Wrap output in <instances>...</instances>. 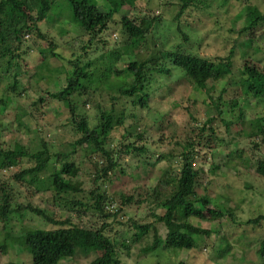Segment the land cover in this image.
<instances>
[{
	"label": "trees",
	"instance_id": "1",
	"mask_svg": "<svg viewBox=\"0 0 264 264\" xmlns=\"http://www.w3.org/2000/svg\"><path fill=\"white\" fill-rule=\"evenodd\" d=\"M137 1L120 0L118 3L116 0H104L101 7L96 0H63L59 4L54 0H0V82L8 78L10 80L4 89L3 98H0L1 108L9 107V96L25 95L27 89L20 76L25 75L27 71L22 61L25 56L30 59L29 53L36 50L42 60L34 75L36 82L46 80L50 85L42 94L65 106L69 115L67 125L75 134V138L69 142H58V150L42 137L39 140V148L16 143L10 149H3L1 132L4 129L0 121V176L4 175L2 172H7L10 174L5 176H12L13 179L11 184L0 181V231L8 228L9 221L21 224L24 213L28 212L43 219L48 226L45 229L32 227L27 232L19 231L20 243L29 254L31 264H59L60 261L74 258L77 254L91 253L96 254V258L89 264H123L121 256L131 257L133 244L141 243L144 239L145 244L140 251L145 256L162 251H167L168 254L192 249L199 251L200 239H210L212 233L219 234L225 224L235 221L232 212L225 210L216 198H211L208 194L196 195L199 171L193 166L192 149L195 144L189 137L182 148V161L176 178L172 175L169 179L161 177L153 185H145L144 190L137 195L142 204L140 208L149 213L152 222L139 223L129 217L125 222L128 227L120 233L112 231L109 226L108 219L115 218L119 209L109 213L112 206L108 208V204H113V199L109 198V202L102 185L116 168L122 166V174H127L128 171L125 164L120 166L116 153L107 148V141L114 131L125 127L127 121H139L137 109L150 111L149 101L156 91L152 90L153 86L157 80L171 76L174 69L190 79L196 88L204 89L208 83L213 85L222 82L226 84L225 81L232 82L236 93L233 97L224 99L227 89L222 88L215 104L218 115L223 117L226 111L233 114L238 112L235 124L240 127L241 136L250 139L253 148L258 145L255 142L257 139L264 142V65L253 55L259 46L254 48L250 56L238 59L239 65L236 68L232 61L236 58L234 53L238 54L234 38L223 57L214 60L194 56L192 52L185 50L183 45L188 44L189 38L183 31H180L183 44L177 43L164 48L153 40V23H134L126 16L115 18L123 6L135 5ZM194 1L180 0V8L173 20L178 22L183 11ZM59 5L64 6L56 9L57 15L65 14L67 20L72 18L74 25L80 28L81 34L87 37V42L82 47L78 48L76 43L73 44L76 49H72L70 59L64 58L69 66L66 71L62 65L57 68L49 65L48 59L61 58L55 52L58 47L56 41L49 40L48 35L42 31L43 24L48 23L51 10ZM247 7V25L240 32L255 31L256 34L264 24V15L252 6ZM63 24L65 23H60V30L63 29ZM177 29L180 30L178 25ZM111 31L117 32L119 36L113 46H109L107 38ZM59 33L64 35L66 31ZM25 34L33 38V44L24 39ZM36 41L39 46L34 47ZM41 42L45 43V47ZM87 49L91 50L85 52ZM54 75L64 76L62 86L52 80ZM44 98L42 95L37 96L33 105L41 104ZM252 104L259 110L245 120L244 113L251 111ZM16 116L17 126H23L20 116ZM159 116L162 114L159 113ZM211 121L212 119H208L200 128L198 138L206 131L213 132L212 127L208 126ZM221 121L226 127L232 123L228 119ZM130 131L126 130L129 134ZM39 132L41 133V129ZM78 148L87 151L86 156L90 160L99 156L101 161L99 170L93 167V191L86 196L81 193L80 184L73 181L79 174V165L74 162ZM124 148L128 151L132 148L131 150L137 153L133 164L130 163L131 171L135 170L136 165L143 163L141 159L147 151L143 146L128 145ZM256 150H259L258 147ZM233 153L231 151L229 156ZM160 155V159L155 160L153 164L147 161L145 166L150 168L160 162L164 158L162 153ZM235 156L242 166V170L237 172L239 176L253 169L255 177L264 181V151L248 156L241 149ZM18 164H21L22 168L17 173L13 172V167ZM44 171L47 175L41 176ZM38 175L41 178L38 179ZM28 177L31 178L29 184L40 183V187L35 185L36 188L40 192L50 194L48 199L54 203V213L33 206L30 202L22 204L17 201L18 190L15 186L28 181ZM245 187L252 190L248 184ZM78 193L85 200L75 197ZM132 196L122 197L123 204L130 205L133 202ZM260 199L264 201V196ZM208 205H213L214 208L208 209L204 214V208ZM61 212H65V218L57 215ZM72 213L76 214L75 220H72ZM95 214L106 219V222L97 227L91 219L88 221L84 216L87 215L88 218ZM191 219L218 220L220 230L195 227ZM262 222L264 211L256 218L246 221L248 225L256 226ZM156 225H162V233L157 231ZM6 233L8 239L11 231ZM8 246V240L0 242V253L4 255ZM210 247L215 257L221 261H224L231 250V244L226 237ZM17 250L21 248L18 247ZM257 253L264 259V239L260 242ZM242 260L240 257L237 264H242Z\"/></svg>",
	"mask_w": 264,
	"mask_h": 264
},
{
	"label": "rangeland",
	"instance_id": "2",
	"mask_svg": "<svg viewBox=\"0 0 264 264\" xmlns=\"http://www.w3.org/2000/svg\"><path fill=\"white\" fill-rule=\"evenodd\" d=\"M54 1L59 4L63 0ZM105 1L108 2V0ZM116 1L120 2V0ZM96 2L101 7L104 4V0H96ZM248 5L264 15V0H195L183 11L176 22L173 19L180 8V0H138L135 5L123 6L115 18L126 16L134 23H153L151 28L153 40L164 48H169L177 43L183 44L180 34V31H183L189 38L188 44L183 45L184 49L192 52L194 56L207 60L222 58L234 38L238 50V54L234 53L236 58L232 60L235 68L239 65L238 59L250 56L254 48L258 46V51L253 55L260 59L261 64L264 65V24L256 34L255 31L240 32L247 25L246 9ZM63 6L59 5L51 10L47 19L48 23L43 24L42 31L48 35L49 40L56 41L58 47L55 52L61 58L58 59L59 61L48 59L49 65L52 68L62 65L66 71L69 66L65 63L64 58L70 59L72 49H76L73 44L76 43L80 48L86 44L87 37L81 34L80 28L74 25L72 18L67 20L65 14L57 15L56 9ZM238 16L239 18H237ZM60 23H65L62 25V30L59 28ZM177 25L180 30L177 29ZM60 31H66V34L60 35ZM109 33L110 35L107 36L109 46H113L119 36H117V32ZM24 39L33 44L34 40L30 35L25 34ZM41 43L45 47V43ZM249 43L250 45H247ZM36 46H39L38 41L35 42L34 47ZM89 50L91 49H87L85 52ZM29 55L30 59L25 56L22 61L27 72L20 76L21 82L27 89L25 95L9 96L7 101L9 107L3 109L0 106V121L4 129L1 132V147L10 149L18 143L23 146L29 144L33 148H39V140L43 138L51 142L55 150H58V142H69L75 138V134L67 125L69 115L65 106L42 94V91L49 85L46 80L36 82L34 75L37 72V67L42 64L40 55L36 50H33ZM178 73L179 71L174 69L171 76L157 80L152 89L156 91L149 101L150 111L137 109L136 114L139 121L137 123L132 120L127 121L125 127L114 131L107 141V148L116 153L120 166L125 164L126 171H128L127 174H122L120 172V168L123 169L122 166L116 168L108 176L106 183L102 185L107 199H113V204H108V208L112 206L109 208V213L119 209L115 218L108 219L109 226L112 231L120 233L128 227L125 222L129 217L139 223L152 222V218L148 216L149 213H146L144 208H140L142 204L137 195L144 190L145 185L151 186L161 177L169 179L172 175L176 178L182 161V148L189 137L195 144L192 149L193 166L195 170L199 171L196 195L208 194L209 197L216 198L225 210L232 212L235 221L225 224L219 234L212 233L210 239H200L201 248L199 251L192 249L170 254L167 251H162L159 254L154 252L145 256L140 251L145 244L144 240L146 239H144L141 243L133 244L131 257L121 256L120 260L123 264H237L238 259L242 257V264H264V259H261L257 253L259 244L264 239V222L259 226L246 223L248 219H254L264 211V201L260 199L261 196H264V181L255 177L253 169L244 173L243 176H239L237 172L242 170V166L239 165L240 160L235 156V153L241 149L248 156L264 151V142L257 139L255 142L258 144L259 150H256L257 147H252L250 139H244L241 136L240 127L235 124L238 112L233 114L226 111L225 116L218 115L215 104L222 88L227 89V93L223 96L224 99L233 97L236 93L233 90L232 82L225 81L226 84L222 82L213 83V85L208 83L207 87L201 89L196 88L190 79L180 73L178 75ZM55 76L52 80H56L57 84L62 86L64 76ZM9 81L8 78L0 82V98H3L4 89ZM41 95L45 97L43 102L37 106L33 105L37 96ZM86 108L88 109V107ZM223 108L221 107V109ZM258 110L259 108L252 104L251 111L247 110L244 113L245 120L251 118L252 114L257 113ZM90 113L91 111H89ZM159 113L162 114L161 117ZM16 115L20 116L23 126H17ZM208 119H212L208 126L212 127L213 132L206 131L201 138H198L200 128ZM222 119L231 120L232 123L226 127L221 121ZM40 129L41 133H38ZM126 130H131V133H127ZM128 145L130 147L143 146L147 151L144 158L142 157L143 159L138 157L143 163L134 165L135 170L132 171L131 164H133L137 153L132 151V148H129V151L126 150L124 147ZM231 151L234 153L229 156ZM161 153L164 158L160 162L150 168L145 166L147 161L153 164L155 160L160 159ZM87 154V151L78 148L74 160L79 165V174L73 181L80 184L81 193L84 196L93 191V167L95 166L99 170L101 166L99 156L90 160L86 156ZM168 155L172 156L168 157ZM21 168V164H18L13 167L12 171L17 173ZM48 171H50V167ZM2 173L4 175L0 176V181L4 180L11 184L12 176H5L10 173ZM44 175H47L46 171L41 173V176ZM136 175L139 177L137 178ZM41 176L38 175V179ZM26 180L28 181L23 182L22 185L15 186V189L18 190L16 192L17 201L22 204L30 202L33 206L36 205L54 213V203L48 199L50 194L44 192V195L36 188L35 185L40 187V183L29 184L31 180L29 177ZM247 184L252 187V190L245 187ZM128 195L134 196H132L133 202L130 205H124L122 197ZM255 195L257 196L254 197ZM75 197L85 200L80 193ZM67 199L70 200L71 197H67ZM212 208H214L213 205L205 207L204 214ZM158 213L160 214L161 211ZM57 215L62 218L66 217L65 212ZM84 216L88 221L91 219L97 227L106 222V219L98 217L96 214L90 215L88 218L87 215ZM75 217L76 214L72 213V220H75ZM191 220L195 227L220 230L218 220ZM32 227L48 228L43 219L28 212L24 213L21 224L9 221L8 228L0 231V242L6 239L10 243L8 251L4 252V255L0 253V264L9 262L31 264L29 254L20 243L19 231L27 232ZM156 227L159 233L163 232L162 225H156ZM9 230L11 239L10 237L7 239L6 232ZM223 237H226L231 244V250L224 261H221L215 257L210 246L218 243ZM2 238L4 239L2 240ZM18 247L21 250L18 251ZM95 258L96 254L93 253L77 254L74 258L60 261L59 264H89Z\"/></svg>",
	"mask_w": 264,
	"mask_h": 264
}]
</instances>
